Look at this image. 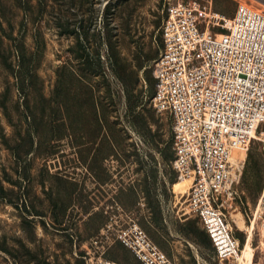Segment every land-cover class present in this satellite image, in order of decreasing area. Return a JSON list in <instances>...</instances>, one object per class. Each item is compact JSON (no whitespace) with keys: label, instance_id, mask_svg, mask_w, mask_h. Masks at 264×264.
<instances>
[{"label":"rangeland","instance_id":"1","mask_svg":"<svg viewBox=\"0 0 264 264\" xmlns=\"http://www.w3.org/2000/svg\"><path fill=\"white\" fill-rule=\"evenodd\" d=\"M176 1L226 17L255 6L0 0V264H143L118 237L132 222L175 264H222L174 167L172 120L153 103L160 28ZM263 132L219 199L240 252L264 189ZM252 245L263 264L260 215Z\"/></svg>","mask_w":264,"mask_h":264},{"label":"built area","instance_id":"2","mask_svg":"<svg viewBox=\"0 0 264 264\" xmlns=\"http://www.w3.org/2000/svg\"><path fill=\"white\" fill-rule=\"evenodd\" d=\"M160 29L153 103L172 120L174 167L191 183L189 209L217 258L240 264L239 240L219 199L235 181L241 160L235 150L247 151L264 123V11L240 2L226 17L199 3L176 1ZM258 213L264 228V189ZM118 237L143 264H175L138 222ZM96 264L118 263L100 257Z\"/></svg>","mask_w":264,"mask_h":264},{"label":"bare ground","instance_id":"3","mask_svg":"<svg viewBox=\"0 0 264 264\" xmlns=\"http://www.w3.org/2000/svg\"><path fill=\"white\" fill-rule=\"evenodd\" d=\"M252 4L255 5L256 7L257 6L258 7L262 6L260 8L262 10H264V0H252ZM255 138H260V137L257 134ZM235 154L240 159H245L247 151L246 150H242V149H236L235 150ZM256 212H255L256 216L253 219L252 224H250L249 226H246V228H247V237H246V240L243 243L242 251L239 252V255H238V260L240 261V264H252L253 261H254L253 260L252 235H253L254 225H255L256 219H257V217L259 215L258 211H256ZM239 228L243 229V226L242 227L240 226ZM245 258H246V260H245Z\"/></svg>","mask_w":264,"mask_h":264},{"label":"trees","instance_id":"4","mask_svg":"<svg viewBox=\"0 0 264 264\" xmlns=\"http://www.w3.org/2000/svg\"><path fill=\"white\" fill-rule=\"evenodd\" d=\"M172 140H173V136H172Z\"/></svg>","mask_w":264,"mask_h":264}]
</instances>
